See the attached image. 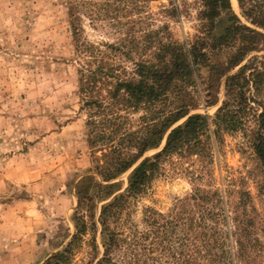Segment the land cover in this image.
<instances>
[{
    "label": "trees",
    "instance_id": "obj_1",
    "mask_svg": "<svg viewBox=\"0 0 264 264\" xmlns=\"http://www.w3.org/2000/svg\"><path fill=\"white\" fill-rule=\"evenodd\" d=\"M147 1L67 0L93 169L75 187L78 207L71 240L42 264H71L87 234L92 235L93 258L86 264H218L242 261L260 244L253 239L255 219L247 213L240 221L238 215L232 218L234 232L220 229L228 217L218 192L197 190L177 200L168 214L148 209L142 229L131 220L132 201L147 193L168 160L207 157L212 140L223 133L247 134L264 168V102L259 99L264 62L253 58L242 66L250 55L264 52V33L241 23L231 0H201L202 26L188 43L164 39L166 28L151 30L147 23L137 31L145 24L142 19L121 21L122 14L127 18ZM238 4L251 25L264 31V0ZM79 12L92 23L110 21L125 28V34L114 44L91 43L83 37ZM222 86L225 99L214 118L195 113L202 103L217 105ZM251 121L252 130L247 126ZM127 173L122 192L117 181ZM222 235L234 241L235 251L225 249Z\"/></svg>",
    "mask_w": 264,
    "mask_h": 264
},
{
    "label": "rangeland",
    "instance_id": "obj_2",
    "mask_svg": "<svg viewBox=\"0 0 264 264\" xmlns=\"http://www.w3.org/2000/svg\"><path fill=\"white\" fill-rule=\"evenodd\" d=\"M137 5L140 8L130 16H121L123 23L142 19L145 24L136 26L137 31L146 23L151 30L166 28L162 37L180 43L191 42L200 32L201 0H149ZM231 5L241 23L264 33L244 17L238 0H231ZM78 14L83 37L91 43L114 44L125 34V28L119 30L110 21L92 23L83 12ZM253 58L263 63L264 52L250 55L242 66ZM79 67L67 0H0V264H42L61 251L74 233L75 187L93 169L87 113L81 109L79 95ZM224 93L222 86L218 104L202 103L195 113L214 118ZM259 99L264 102V95ZM247 126L254 129V121ZM246 135L221 134L218 141L212 140L207 157L168 160L147 193L132 201L134 225L143 228L148 209L168 214L177 200L197 190L218 192L228 217L220 229L234 232L237 224L232 218L238 215L240 221L247 213L255 219L253 239L260 241L244 260L218 264H264V168ZM127 178L128 173L117 181L123 184L122 192ZM91 238V234L84 237L71 264L92 260ZM95 240L101 258L100 231ZM221 240L227 241L226 250L237 249L225 235Z\"/></svg>",
    "mask_w": 264,
    "mask_h": 264
}]
</instances>
